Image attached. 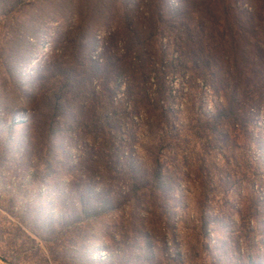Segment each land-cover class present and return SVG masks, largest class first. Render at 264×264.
<instances>
[{
    "label": "rangeland",
    "instance_id": "obj_1",
    "mask_svg": "<svg viewBox=\"0 0 264 264\" xmlns=\"http://www.w3.org/2000/svg\"><path fill=\"white\" fill-rule=\"evenodd\" d=\"M103 1L0 8V264H264V0H163L203 66L160 26L131 100L119 73L135 52ZM81 7L100 14L80 44ZM229 105L242 125L219 117Z\"/></svg>",
    "mask_w": 264,
    "mask_h": 264
},
{
    "label": "trees",
    "instance_id": "obj_2",
    "mask_svg": "<svg viewBox=\"0 0 264 264\" xmlns=\"http://www.w3.org/2000/svg\"><path fill=\"white\" fill-rule=\"evenodd\" d=\"M10 1L13 0H0V8L8 7ZM162 1L163 0H104L102 2L104 7L109 9V15L111 19L116 21V29L125 31L126 33V35L123 36L125 39L123 40L124 46L122 50L124 51L125 47L127 53L131 51L135 52V56L129 57V60H126V57H124L120 66L121 71L119 76L123 81L122 83L125 84L123 94L127 100H131L128 99L129 96L132 94L136 95V93L146 96L145 90L149 86V80L151 79L149 72L151 65L147 64L148 62L146 60L141 59L140 56H138V53H140L145 47L153 44L155 41L157 42L159 35L157 34V31L159 30L160 26L165 28V33H168L167 35H170L171 38L177 36L176 40L178 44L176 45L179 46L181 51H184L188 48L191 49L189 53L194 57L193 63L195 65L201 64L200 68L203 66V62L201 60L200 44L193 42V36L191 35V31H189L188 25L183 23L182 17L178 18L179 13L183 11V8H171L169 5L166 6V3H164V6ZM24 4L28 5L26 2ZM143 8L145 9L143 10ZM164 8H166L167 11H165ZM97 14H100V12L95 10V7H91L87 11L81 7L77 12L75 16L76 21L73 26H75L74 28L79 32L77 34L76 40H79L80 44L81 41L84 42L85 40L86 32L83 30L86 28V24L88 23L90 17H93ZM166 14L167 17L165 19ZM80 46L84 47V45ZM102 50L104 57V55H106L104 53L106 50L105 47H103ZM87 60L91 64H94L93 66L96 67L97 70H100L101 65L95 61L96 59H92V57L89 56L87 57ZM108 62L109 61L107 60V65ZM117 87L118 85H115V88ZM163 92L164 93H162V95L165 94V91ZM111 94H113V92H111ZM234 107L233 109L230 107V105L225 107L219 117H225L236 125H242L243 114ZM50 108L55 109L54 103ZM106 119L108 122L110 120V115L106 114ZM110 125L111 124L109 122L107 124L106 131V125H103V128L105 127L104 134L105 136L113 137L114 132L113 130H110ZM47 133L48 138L50 139L48 140L49 142L51 141V136L54 133L53 124L49 125ZM135 170V166L128 167V174L135 173ZM162 178L163 175L161 174V171L156 168V171L153 174V182L156 180L157 182L163 184ZM94 194H98V192ZM78 204L81 209V214H83L86 219L96 218L101 214V211L97 210L98 208L96 207L93 208L90 200L85 198L83 195L78 197ZM105 207H107L106 201H104L102 204V208ZM76 209L77 207L75 210ZM61 218H63L62 220L69 223L70 225H74L79 219L78 216H72L70 214H62ZM41 222L45 221L41 220Z\"/></svg>",
    "mask_w": 264,
    "mask_h": 264
}]
</instances>
